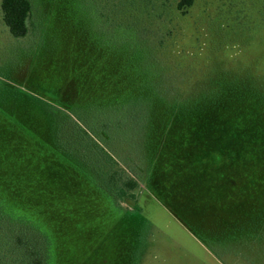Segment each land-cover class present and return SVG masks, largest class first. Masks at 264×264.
I'll use <instances>...</instances> for the list:
<instances>
[{"label":"rangeland","instance_id":"374dc122","mask_svg":"<svg viewBox=\"0 0 264 264\" xmlns=\"http://www.w3.org/2000/svg\"><path fill=\"white\" fill-rule=\"evenodd\" d=\"M30 1L25 39L0 8V191L50 236L53 264H264V0H193L185 13L180 0ZM148 87L163 97L154 126H127L110 148L139 183L137 211L101 188L79 142L54 139L92 105ZM187 135L200 160L228 136L261 147L255 174L215 182L206 165L182 183L168 177Z\"/></svg>","mask_w":264,"mask_h":264},{"label":"trees","instance_id":"16d2710c","mask_svg":"<svg viewBox=\"0 0 264 264\" xmlns=\"http://www.w3.org/2000/svg\"><path fill=\"white\" fill-rule=\"evenodd\" d=\"M192 6L193 0H180L177 10L185 13ZM0 8L3 22L15 39H25L31 34L34 25L32 23L33 5L30 0H1ZM100 41L103 47L109 49L118 48L121 42L105 37H100ZM147 89L143 97L138 96L125 102L92 105L91 109L86 110L85 116L84 113L83 116L76 114L77 121H73V126L69 125V130L58 126L54 139L57 147L64 144L61 140L62 136H65V142L69 141L70 144L72 139L79 142L82 149V164L91 172L93 169L100 177L102 187L99 186L120 203L128 204L129 200H132L133 207L137 211L139 208H137L134 192L139 183L120 166L110 148L111 144L121 143L119 136L125 127L128 126L134 132V130L142 129L149 131L154 126L150 112L153 105L158 106L162 102L163 97L153 88ZM50 101L57 109L68 108L59 100ZM70 120L69 122H72ZM129 138L134 137L132 135ZM226 140L230 144L224 148L200 151L199 153L204 155V158L200 160L199 157L194 156L198 153L192 149L193 146L187 135L186 141L171 149V157H167L165 162L167 176L179 177L182 183V178L188 174H197L198 171L203 172L208 165L217 176L214 179L215 182H219L221 178L236 181V173L240 170L244 177L251 178L255 172L252 173L249 167L256 163L253 160H257L256 158L263 153V150L261 147L240 150L235 146L236 141L231 136H228ZM195 143L200 146L201 141H195ZM207 143L212 144L210 141ZM194 157L199 160L194 161ZM161 200L166 203L164 198L161 197ZM53 263V242L50 236L33 221L14 211L0 191V264Z\"/></svg>","mask_w":264,"mask_h":264}]
</instances>
